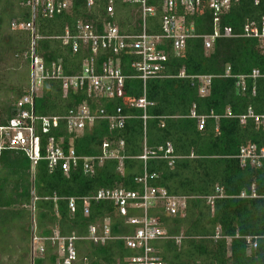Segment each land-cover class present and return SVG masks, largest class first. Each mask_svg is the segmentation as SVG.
I'll use <instances>...</instances> for the list:
<instances>
[{
  "label": "trees",
  "instance_id": "16d2710c",
  "mask_svg": "<svg viewBox=\"0 0 264 264\" xmlns=\"http://www.w3.org/2000/svg\"><path fill=\"white\" fill-rule=\"evenodd\" d=\"M103 7L87 10L76 1L70 13L44 16L35 12L29 0H0V64L10 56L15 78L0 74V123L17 110L18 102L30 93L32 31L16 29L13 23L33 24L35 53L46 68L62 61L64 74H78L87 54L74 52L59 36L66 27L73 29L81 18L96 19ZM131 5L117 2L114 20L122 31H136L139 19ZM160 12L147 20L150 33L160 32ZM199 34L214 30L213 19L204 9L189 18ZM264 21V0H239L222 15L220 28H230L234 36L217 38L210 49L201 37L187 40L180 54L170 51L163 76L147 80L146 87L137 77L128 78L114 97L94 99L85 90L65 93L62 80L46 79L35 97L37 116H67L83 103L92 109H104L114 115L121 108L126 117L121 128L111 127L107 118L97 119L82 131L69 132L66 121L49 134L39 133L45 155L47 138L55 136L65 149L73 146L78 154L99 155L108 140L124 142L119 158L99 162L93 174L82 167L69 173L50 169L41 159L35 166L18 149L5 150L0 159V264H32V236L43 239V251L36 253L33 264H63L59 241L51 238L75 235L77 258L73 264H133L140 251L128 248L121 239L95 244L86 237L89 227L110 217L114 235L133 232L125 218L118 215L111 200H92L88 214L77 202L75 211L70 197L91 196L102 188L126 187L139 190L136 177L148 172L151 185L186 198V207L169 214L163 206L151 208L166 230L167 237L154 240L157 264H264V157L259 164L242 165L241 148L256 144L264 148V124L247 116L249 109L264 113V38L245 37L244 26ZM131 58L123 57L124 73L133 74ZM20 66L23 70L20 71ZM231 68L232 76H224ZM258 70L260 75L253 76ZM7 71V70H4ZM211 75L210 92L200 93L198 76ZM244 76V87L238 86ZM10 80L11 83H6ZM8 84L10 87H8ZM255 88V89H254ZM1 94L7 99L3 100ZM146 95L150 104L137 102ZM12 96V97H9ZM28 107L29 106H25ZM197 115H208L203 129ZM147 118L144 119L143 116ZM242 116H246L244 119ZM171 143L175 158L150 154ZM147 148L150 157L140 158ZM34 183V188H33ZM221 188L217 194V188ZM214 197V198H212ZM212 198V199H211ZM5 257H15L6 261Z\"/></svg>",
  "mask_w": 264,
  "mask_h": 264
},
{
  "label": "built area",
  "instance_id": "2783aa9c",
  "mask_svg": "<svg viewBox=\"0 0 264 264\" xmlns=\"http://www.w3.org/2000/svg\"><path fill=\"white\" fill-rule=\"evenodd\" d=\"M76 1H83L87 10L103 7V13L99 12L96 19L81 18L73 29L66 27L61 38L63 44L70 45L74 52L83 51L87 54L86 60L78 74L66 75L62 61H55L51 67L46 68L43 59L36 55L33 58L31 50V85L30 93L24 96L17 105L16 113L5 123H0V159L3 151L18 149L29 157L33 166L41 159L48 161L50 169L60 168L69 173L71 169L82 167L84 173L93 174L97 163L110 158H119L121 147L105 140L102 144V153L99 155L78 154L73 146L65 149L61 141L55 136L47 138L45 155L41 152V138L39 133L49 134L51 129L59 125L60 119L66 121L69 132L82 131L85 126L93 124L97 119L107 118L111 121V127L121 128L124 126L126 117L121 108H117L114 115L108 114L104 109H92L86 102L75 109L70 110L64 117L60 116H37L34 113L35 97L38 89L46 79L62 80L65 93L69 90H85L94 99L98 97H114L117 90L121 89L128 78L137 77L146 87L147 80L161 77L166 69V62L170 51L180 54L186 47L190 38L201 37L204 46L210 49L215 40L220 37L234 36L230 28L222 32L220 22L222 15L239 0H29V4L37 12L44 16L53 17L57 14L70 13ZM117 2L131 5L134 11L139 12V23L136 31H122L113 19ZM259 4L261 0H254ZM207 9L210 12L214 30L209 34H199L193 20L189 19L196 13ZM160 12V32L150 33L147 30V20ZM23 29L34 31L33 24L22 25ZM245 37H263L264 21L262 27L254 23H247L243 33ZM131 58L129 66L133 74L124 73L122 67L123 57ZM260 75L258 70L253 71V76ZM224 76L230 77L231 68L228 67ZM200 81L201 95L210 92L212 81L211 75L198 76ZM238 86L244 87V76H239ZM255 89V88H254ZM146 108L148 102L146 95L137 102ZM25 106H29L25 107ZM192 117L198 118V125L203 129L208 115H197L192 111ZM247 116L255 117L259 123L264 124V113L255 114L249 109ZM246 116H242L244 119ZM147 118L146 115L143 116ZM174 147L171 143L160 146L150 154H158L162 158H175ZM147 148L140 156L145 162L150 157ZM264 157V148L259 149L256 144L244 146L239 153L240 163L244 166L248 163L259 164ZM153 177L147 171L136 177L135 181L140 185L139 190H131L126 187L102 188L95 194L89 196L70 197L68 205L71 211L77 208V202L83 205L85 214L89 213L92 200H111L116 205L118 215L125 218L129 225L134 227L133 232L114 235L111 231L110 217H106L101 224H93L89 227L86 237L95 244H105L111 239H121L128 248L140 251L139 255L131 258L133 264H157L152 241L167 237L166 230L161 226L159 220L150 214L151 208L163 206L169 214L182 212L186 207V198L170 194L165 188L151 185L149 180ZM221 188H217L220 194ZM214 198V197H212ZM211 198V199H212ZM52 240L59 241V247L63 252V264H73L77 258L75 240L77 237L71 235L60 237L57 233ZM43 251V245L39 246Z\"/></svg>",
  "mask_w": 264,
  "mask_h": 264
},
{
  "label": "rangeland",
  "instance_id": "374dc122",
  "mask_svg": "<svg viewBox=\"0 0 264 264\" xmlns=\"http://www.w3.org/2000/svg\"><path fill=\"white\" fill-rule=\"evenodd\" d=\"M133 13L135 14L136 17L139 16V12L138 11H134ZM13 26L16 29H21L22 28V25L21 24H16L15 22L13 23ZM32 40H33V43H32L31 50H33L35 48V45H34L35 41H34L33 34H32ZM5 61L6 62H3L2 64H0V74L3 73V76H6V77L8 76V77L15 78L16 75H14V73L12 71L13 70V64H14V62H20V64H21L22 61H23V58L21 59V58L15 56L14 57V60H11V57L10 56H7ZM4 70H7V71H4ZM21 70H23V69L20 66V71ZM6 83H11V81L10 80H7ZM8 87H10L9 84H8ZM4 97H5V95H2L1 94V98H3V100H5V98L7 99V97H5V98ZM9 97H12V96H9ZM37 244H38V242H36L34 244V251L36 253H37V251H39V247L37 246ZM36 253H34V254L36 255ZM31 256H32V253H31ZM5 258H6L5 259L6 261H9L10 260V258H8V257H5ZM13 260H15V257H11V260L10 261L13 262Z\"/></svg>",
  "mask_w": 264,
  "mask_h": 264
},
{
  "label": "crops",
  "instance_id": "0c3cea01",
  "mask_svg": "<svg viewBox=\"0 0 264 264\" xmlns=\"http://www.w3.org/2000/svg\"><path fill=\"white\" fill-rule=\"evenodd\" d=\"M36 242H38L37 246L39 247L40 245L43 244V239L34 235V241H33V243L35 244ZM37 252H38V251H37ZM34 253H36V252L34 251ZM58 253H59V257H60V259L62 260V259H63V252H62V250H61L60 247H59V249H58ZM34 255H35V254H34ZM58 264H59V263H58Z\"/></svg>",
  "mask_w": 264,
  "mask_h": 264
},
{
  "label": "water",
  "instance_id": "95a60500",
  "mask_svg": "<svg viewBox=\"0 0 264 264\" xmlns=\"http://www.w3.org/2000/svg\"><path fill=\"white\" fill-rule=\"evenodd\" d=\"M33 37H34V41H35V29H34V31H33ZM34 45H35V43H34ZM35 57V48L33 49V58ZM33 96H34V99H35V91L33 90ZM34 113H35V109H34ZM33 188H34V183H33ZM33 241H34V234H33V236H32V251H31V253H32V264H33V259H34V243H33Z\"/></svg>",
  "mask_w": 264,
  "mask_h": 264
}]
</instances>
